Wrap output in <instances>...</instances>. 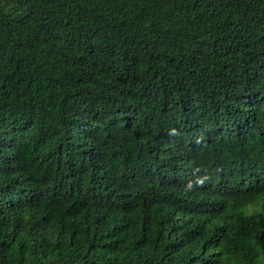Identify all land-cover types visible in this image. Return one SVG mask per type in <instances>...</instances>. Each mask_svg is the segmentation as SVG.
Instances as JSON below:
<instances>
[{
  "label": "trees",
  "instance_id": "16d2710c",
  "mask_svg": "<svg viewBox=\"0 0 264 264\" xmlns=\"http://www.w3.org/2000/svg\"><path fill=\"white\" fill-rule=\"evenodd\" d=\"M0 264H264V0H0Z\"/></svg>",
  "mask_w": 264,
  "mask_h": 264
},
{
  "label": "clouds",
  "instance_id": "9594fccd",
  "mask_svg": "<svg viewBox=\"0 0 264 264\" xmlns=\"http://www.w3.org/2000/svg\"><path fill=\"white\" fill-rule=\"evenodd\" d=\"M167 152H171V154H172V158H171V159H172V160H175V159H182L181 155L178 153V148H175V149H173V150H167ZM183 152H185V153L189 154L190 156H192V155H191V152H190V150H189V146H185V147H183ZM232 156H233V155H231V156L225 158L223 161L218 162L217 164L220 165L221 167H225V166L230 162ZM192 160H193V162H195V158H194L193 156H192ZM176 177H177V172L172 173V174H171V181H172V182H177V181H176ZM169 181H170V180H169Z\"/></svg>",
  "mask_w": 264,
  "mask_h": 264
}]
</instances>
